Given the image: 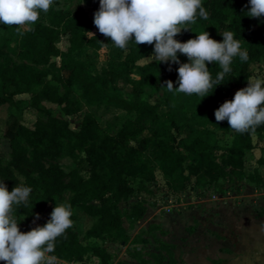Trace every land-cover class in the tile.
I'll return each instance as SVG.
<instances>
[{"label": "trees", "instance_id": "16d2710c", "mask_svg": "<svg viewBox=\"0 0 264 264\" xmlns=\"http://www.w3.org/2000/svg\"><path fill=\"white\" fill-rule=\"evenodd\" d=\"M69 1L72 7L50 6L32 25L0 23V107H7L10 114L26 108L36 113L31 127L17 124L14 129L5 128L8 154L7 160L0 158V181L9 192L20 184L32 188L27 206L21 204L16 209L22 233L43 226L53 210L48 205L65 195L73 222L76 211L92 220L82 233L74 226L67 229L48 255L67 263L111 264L105 247L94 242L128 241L123 218L133 224L144 217L146 207L142 202L134 203L124 215L119 205L135 193L151 194L156 171L172 192H184L191 184L199 189L210 187L227 179L261 183L255 173L245 174V156L255 149L254 139H264V124L254 131L237 133L227 121L216 122L214 111L224 101H231L237 90L247 87L250 65L264 62V17L247 16L248 0H202L209 18L197 17L195 23L186 25L190 31L174 39L186 42L207 31L219 42L225 31H232L249 59L234 57L232 71L221 85L214 84L200 96L168 91L163 86L167 80L177 86L178 65H171L169 71L167 64L157 60L140 63L152 54L153 46H136L129 41L120 49L100 34L83 8L94 14L99 0ZM62 39L64 48L60 49L57 45ZM91 53L103 61L98 70ZM178 58L181 63L188 62L182 54ZM206 66L213 80L222 71L217 62ZM159 92L164 93V111L143 98ZM21 95L28 98H16ZM45 103L56 105L63 117L93 107L118 110L122 115L116 126L102 130L95 117L85 112L71 129ZM218 132L230 135L228 146L219 144ZM149 149L154 150L153 157L148 155ZM62 159L70 160L73 167L65 170L59 165ZM257 162L263 163L261 159ZM36 214L40 218L33 223ZM157 232L167 235L154 224L146 232L158 245L157 252L146 258L133 251L130 256L139 264H177L173 246L157 238ZM187 233L193 231L188 229Z\"/></svg>", "mask_w": 264, "mask_h": 264}, {"label": "clouds", "instance_id": "9594fccd", "mask_svg": "<svg viewBox=\"0 0 264 264\" xmlns=\"http://www.w3.org/2000/svg\"><path fill=\"white\" fill-rule=\"evenodd\" d=\"M53 0H0V23L5 25H32L41 12L47 13ZM250 19L264 17V0H248L245 5ZM197 17L207 20L209 13L202 0H99V8L93 14V24L100 34L110 38L115 46L126 48L129 41L137 45L153 46L152 54L160 64L178 65L177 80L164 81L168 91L204 96L213 85H221L224 76L232 71L233 58L249 59L241 50L240 40L232 31H225L222 41L210 38L207 31L194 39L179 42L174 39L182 32L190 31L186 25L195 23ZM94 37L92 32H86ZM103 44V43H101ZM178 54L187 57L181 63ZM217 62L222 71L213 80L208 64ZM264 79L249 78L247 87L237 90L231 101H224L214 111L216 122L227 121L229 128L245 133L264 124ZM32 188L23 184L9 192L0 181V261L4 264H56L57 257L48 255L55 250L57 237L73 226V210L70 204L54 206L50 218L43 226H36L26 233L18 227L16 209L27 206ZM15 206V207H14ZM39 214L35 215L38 220Z\"/></svg>", "mask_w": 264, "mask_h": 264}, {"label": "rangeland", "instance_id": "374dc122", "mask_svg": "<svg viewBox=\"0 0 264 264\" xmlns=\"http://www.w3.org/2000/svg\"><path fill=\"white\" fill-rule=\"evenodd\" d=\"M69 6L72 7L69 0H53L51 5L55 9H63ZM83 8L88 17L93 18L91 10L85 6ZM64 41L62 39L57 47L63 49ZM109 47L107 46V49ZM89 57L95 64V69L98 70L103 62L99 55L91 53ZM151 60L155 59L147 58L140 63ZM53 61L58 63L59 60L53 59ZM248 70L251 72L250 78L264 79V62L250 65ZM237 81L241 82L239 76H237ZM121 88L124 93H127L126 87L122 85ZM20 98H28V96H21ZM143 98L151 104L160 105L162 111L165 110L163 92L150 96L144 95ZM44 105L51 109L56 117L64 118L71 129L75 128L76 123L85 112H89L95 117L102 130L116 126L122 115V112L118 110L93 107L84 108L81 113L73 117H63L56 105L47 103ZM35 120L36 113L32 109L26 108L20 113L13 112L10 114L7 107H0V158L3 161L7 160L8 154L7 142L3 138L5 128L14 129L17 124L31 127ZM148 134L149 130L145 135ZM217 137L222 147L228 146L231 142V137L228 134L218 132ZM255 142L257 144V140L254 139ZM261 150V156H246L245 174H252L253 171L258 170L264 171L261 169L264 168V146L261 147ZM147 153L151 157L154 156L153 149H149ZM258 159H261L263 163L259 164ZM59 165L65 170L73 167L72 162L68 159L60 160ZM82 175L86 174L82 172ZM19 179L22 181L21 178ZM150 188L151 194L135 193L128 202L119 205L124 215L128 213L130 205L137 202L144 203L145 207L147 205L146 209L148 208L146 217H143V222L139 225L130 223L127 217L123 218V227L128 234L127 242H94L105 247L112 257L111 264H139L130 256L133 251H139L146 258L149 253L157 252L158 245L146 235L147 227L151 224L158 225L161 230L167 232L166 236H161L157 232L156 237L173 246V254L177 264H216V261H219V264H264L263 238V242H261L258 240V236H248V229L252 226L251 220L254 221L264 214V209L260 206L261 201L264 200V180L261 179V183H249L245 180L235 182L233 179H227L210 187L199 189L191 184L187 186L184 192H172L167 189L161 174L156 171L155 182ZM255 194L256 196H254ZM255 198L259 199V202L253 201ZM67 200L68 195H65L60 201H52L48 208L67 203ZM237 209H239L238 212ZM233 211L237 213L235 217H232L235 215ZM223 214L226 217H232L233 221L237 223L242 222V228L247 230L245 239L235 235L238 232L232 231V222L229 223L227 218L222 216ZM75 215L76 219L73 226L82 233L90 227L92 220L80 211H76ZM256 226L258 227L257 224ZM188 229H191L193 233L188 234ZM259 232L261 231L259 230ZM221 239L227 241L228 244L219 243ZM143 240L146 243H142ZM219 246L222 248H217ZM233 249L236 250L233 251ZM222 254H225V259L220 258ZM56 264L61 263L57 261Z\"/></svg>", "mask_w": 264, "mask_h": 264}, {"label": "crops", "instance_id": "0c3cea01", "mask_svg": "<svg viewBox=\"0 0 264 264\" xmlns=\"http://www.w3.org/2000/svg\"><path fill=\"white\" fill-rule=\"evenodd\" d=\"M21 96H26V95H21ZM21 96H18V97H16L17 99H27V98H20ZM257 145V146H256ZM264 146V139L263 140H261V141H257V144H256V142H255V149L254 150H252L251 152H249V153H247L246 154V156L247 155H259V156H261V152H262V150H261V147H263ZM246 156H245V158H246ZM260 164V163H259ZM261 169H264L263 167L261 168ZM253 173H255L256 175H258L259 177H260V180L262 179V180H264V171H253ZM252 173V174H253ZM250 183V182H249ZM253 183H257V182H253ZM261 185H263V184H261ZM259 195L261 194V193H258ZM263 194V193H262ZM254 196H256V194L254 195ZM253 201H255V202H259V199H253ZM252 201V202H253ZM254 203V202H253ZM262 204V205H261ZM261 204H260V206L264 209V200H262L261 201ZM146 207H147V205H146ZM158 209V208H157ZM238 210L239 209H237V212H238ZM235 211V210H234ZM233 211V213L235 214V215H233L232 217H235L236 216V214L237 213H235ZM147 213H148V208L146 209V213H145V215H144V218L146 217V215H147ZM240 213V212H239ZM222 216H224V218L226 217V215L225 214H223ZM232 217H230V216H227L226 218H227V220L229 221V223H230V221L232 222L231 224L233 225L232 226V231L233 232H238V233H236L235 235H237L239 238H243V239H245L244 238V236H245V234H247L246 232H247V230H244L243 228H242V222H235V221H233V218ZM231 219V220H230ZM241 220V219H240ZM249 220H251V219H249ZM141 222H143V218L141 219V220H139V221H137V222H135L134 224L135 225H139ZM221 222H222V220H221ZM237 223V224H236ZM258 225V227L256 226V224ZM263 223V224H262ZM261 224H262V226H261ZM155 225V224H154ZM238 225V226H237ZM251 227H249V233H248V236H250L251 235V237H255V236H258L259 238H258V240H260L261 242H263V240H264V214L262 215V216H260V217H258L257 219H255L254 221H252L251 220ZM149 226V225H148ZM158 226V225H157ZM147 229H148V227H147ZM161 229V228H160ZM259 230L261 231V232H259ZM164 231V230H163ZM146 232H147V230H146ZM230 232H231V230H230ZM240 234V235H239ZM142 238H144V239H148L147 237H142ZM262 238H263V240H262ZM261 242H259V243H261ZM219 243H222V244H224V245H227L228 243H227V241H225V240H223V239H221L220 240V242ZM224 245H221V246H224ZM221 246H219V247H217V248H222ZM236 250V249H235ZM234 249H233V251H235ZM224 255L225 254H222V256L220 257L221 259H225L224 258ZM58 262H60L61 264H69V263H67V262H64V261H60V260H57ZM217 263L219 262V261H216Z\"/></svg>", "mask_w": 264, "mask_h": 264}, {"label": "built area", "instance_id": "2783aa9c", "mask_svg": "<svg viewBox=\"0 0 264 264\" xmlns=\"http://www.w3.org/2000/svg\"><path fill=\"white\" fill-rule=\"evenodd\" d=\"M71 264H74V263H71Z\"/></svg>", "mask_w": 264, "mask_h": 264}]
</instances>
